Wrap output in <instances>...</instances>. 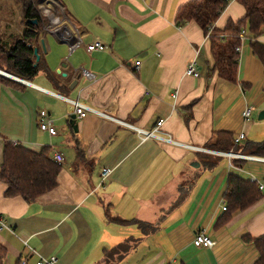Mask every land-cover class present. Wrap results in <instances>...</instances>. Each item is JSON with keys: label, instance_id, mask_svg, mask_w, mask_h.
<instances>
[{"label": "crops", "instance_id": "obj_1", "mask_svg": "<svg viewBox=\"0 0 264 264\" xmlns=\"http://www.w3.org/2000/svg\"><path fill=\"white\" fill-rule=\"evenodd\" d=\"M188 1L34 0L35 25L18 0H2L0 37L11 41L30 24L37 27L40 66L24 79L29 83L0 72L8 81L0 84V163L4 139L35 152L47 148L53 160L56 152L64 156L56 186L32 201L6 195L0 181V212L14 230L0 231L3 264H37L51 255L55 264H262L257 246L243 238L264 235V190L240 210L224 193L229 174L264 183V161L237 166L224 154L190 146L208 148L221 131L244 133L241 147L264 140V118L258 119L264 63L246 29L237 81L220 78L209 37L195 21L176 22ZM244 14L231 0L214 25L223 29ZM94 40L108 48L87 51ZM258 40L264 44V32ZM74 42L80 44L70 49ZM192 61L199 77L184 74ZM53 93L142 129L163 118L162 130L180 145L142 141L134 129L91 113L75 116V129L73 105ZM246 107L253 109L249 120L242 117ZM40 110L48 112L55 135L39 128ZM103 167L111 173L101 182ZM135 221L153 230L146 233ZM197 232L213 245L194 246ZM121 244L124 252L108 255Z\"/></svg>", "mask_w": 264, "mask_h": 264}, {"label": "trees", "instance_id": "obj_2", "mask_svg": "<svg viewBox=\"0 0 264 264\" xmlns=\"http://www.w3.org/2000/svg\"><path fill=\"white\" fill-rule=\"evenodd\" d=\"M23 7L24 18H36L34 0H18ZM231 0H192L181 5L177 11L176 22L182 26L186 22L195 21L204 34L208 35L214 60L213 71L220 78L231 82L237 81V66L241 31H249L253 40L252 51L264 63V44L258 37L264 32V0H238L245 8L244 16L238 21H228L223 29L215 27L214 23ZM32 29H25L24 33L11 41L0 37V69L16 75L22 79L32 78L40 65H34L32 46L33 40L39 38L38 28L30 24ZM8 82L0 74V84ZM2 160L0 163V181L5 185L6 195H20L27 201L38 198L44 192L54 188L60 166L50 157L49 151L39 152L4 139ZM206 147L219 151H235L238 153L264 157V140L249 142L244 147L234 143V136L230 132H214ZM232 162L241 166L244 159L234 158ZM206 165H214L213 161H206ZM258 184L251 180H244L237 175L229 174L224 193L227 204L235 209L248 207L260 196ZM144 232L153 230L152 224L135 221ZM244 241L254 243L260 253L259 263H264V235L253 238L244 236ZM127 248L121 244L112 249L108 255L112 256ZM4 251L0 247V264H3Z\"/></svg>", "mask_w": 264, "mask_h": 264}, {"label": "built area", "instance_id": "obj_3", "mask_svg": "<svg viewBox=\"0 0 264 264\" xmlns=\"http://www.w3.org/2000/svg\"><path fill=\"white\" fill-rule=\"evenodd\" d=\"M244 34H245V30H242L241 34H240L241 40L244 37ZM79 44H80V42H74L71 45L70 49L75 48ZM107 48L108 47L105 44H103L102 42H100L98 40H94V41L88 43L86 46V49L89 52L95 51V50H105ZM238 50H239V48H238ZM138 68H139V62L137 61L135 63V69L137 70ZM83 73L86 77L93 78V75L90 72L84 70ZM184 74L186 76L188 75V76H193V77H199L200 76V71L198 69H196L195 61L188 63V66L186 67ZM20 80L25 82V83H29L27 80H24L22 78H20ZM49 93H52V92H49ZM53 94H55L58 97L70 102L74 108L73 114L77 118H83L90 113L95 114V115H99L103 118L116 121V122H118L124 126H127L129 128L134 129L138 133V135L142 141H145L147 139H154V140H157L160 142L180 145V143L175 141L169 134H167L165 131L162 130V125L164 123L163 118L158 119L150 129H142V128H139V127H137L133 124H130L126 121L116 119L115 117H113L112 115H110L106 112L85 106V105L79 103L75 99H71V98L59 95L57 93H53ZM175 96H176V93L173 94L174 98H175ZM252 110H253L252 107H246L242 111V117L245 120H249L251 113H252ZM39 128L43 131H47L50 135L56 134V129L52 125V121L49 118V114L46 110H40L39 111ZM244 137H245L244 133H239L237 136L234 137V143L239 144L240 141ZM184 146H186V145H184ZM187 147L189 148V146H187ZM190 148L196 149L198 151H207V152H212V153L224 154V155L228 156L230 159L239 158V159H251V160H256V161H264V157L246 155V154H242V153H234L233 151L225 152V151L214 150L211 148L193 147V146H190ZM54 160L56 163L61 164L62 162H64V156L62 155V153L56 152L54 154ZM110 173H111V169L109 167H103L101 169V173H100L101 182H104L109 177ZM251 181L256 182L258 184L259 188L261 190H264V183H261V181H259L257 179H252ZM226 208L227 207L225 205V206H223L222 209L226 210ZM2 229H7V230L11 231L12 233H14V230L12 229L11 226H9L7 224V222L5 221L4 217L2 216V214L0 212V231ZM192 242H193V245L196 247H211L214 243L213 240L209 237V235L204 233V232H197L194 235ZM25 244H26V241H25ZM56 261H57L56 256L51 255L49 257H41L38 260L37 264H55ZM20 263L25 264V260L20 261Z\"/></svg>", "mask_w": 264, "mask_h": 264}, {"label": "water", "instance_id": "obj_4", "mask_svg": "<svg viewBox=\"0 0 264 264\" xmlns=\"http://www.w3.org/2000/svg\"><path fill=\"white\" fill-rule=\"evenodd\" d=\"M28 22H30L31 24H35L36 25L37 24V19L36 18L28 19ZM42 43H43V41H42ZM32 51H33V56H34V63L33 64L36 65L38 63V61H39V58H40L36 46H32ZM2 73L9 75V73H7L5 71H3ZM62 74L65 75V73H62ZM74 118H75V115H72L70 123L73 124V127L76 129V126L74 125ZM263 118H264V109H262L260 111L259 115H258V119L259 120H261ZM197 165H198V163H197Z\"/></svg>", "mask_w": 264, "mask_h": 264}, {"label": "rangeland", "instance_id": "obj_5", "mask_svg": "<svg viewBox=\"0 0 264 264\" xmlns=\"http://www.w3.org/2000/svg\"><path fill=\"white\" fill-rule=\"evenodd\" d=\"M2 3V0H0V4ZM1 70V69H0ZM4 71V70H3ZM1 72V71H0ZM2 73V72H1ZM234 153H238V152H235V151H233Z\"/></svg>", "mask_w": 264, "mask_h": 264}]
</instances>
